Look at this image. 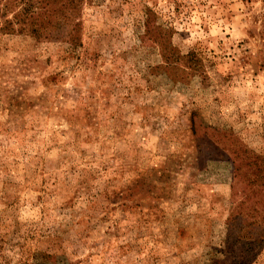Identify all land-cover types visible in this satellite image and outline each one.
I'll return each instance as SVG.
<instances>
[{
    "label": "rangeland",
    "instance_id": "obj_1",
    "mask_svg": "<svg viewBox=\"0 0 264 264\" xmlns=\"http://www.w3.org/2000/svg\"><path fill=\"white\" fill-rule=\"evenodd\" d=\"M0 264H264V0H0Z\"/></svg>",
    "mask_w": 264,
    "mask_h": 264
},
{
    "label": "trees",
    "instance_id": "obj_2",
    "mask_svg": "<svg viewBox=\"0 0 264 264\" xmlns=\"http://www.w3.org/2000/svg\"><path fill=\"white\" fill-rule=\"evenodd\" d=\"M236 213H238L237 211H236ZM236 216H238V215H236ZM236 216H232V218L230 219V221H228V227H229V231H230V234H229V236H228V238L229 239H233V237L231 236V229H233L234 227H235V222H233V218L234 217H236ZM239 235H241V236H236V237H238V239H240V238H244V237H248L249 235H248V233L246 232V231H242V232H240V234ZM235 237V238H236Z\"/></svg>",
    "mask_w": 264,
    "mask_h": 264
}]
</instances>
